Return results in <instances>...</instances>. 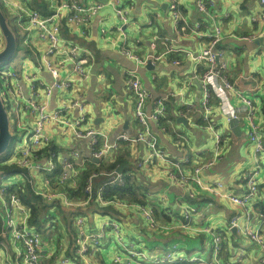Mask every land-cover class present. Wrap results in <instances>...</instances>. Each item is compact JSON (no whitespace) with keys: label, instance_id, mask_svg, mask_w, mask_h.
<instances>
[{"label":"clouds","instance_id":"clouds-1","mask_svg":"<svg viewBox=\"0 0 264 264\" xmlns=\"http://www.w3.org/2000/svg\"><path fill=\"white\" fill-rule=\"evenodd\" d=\"M0 264H264V0H0Z\"/></svg>","mask_w":264,"mask_h":264}]
</instances>
